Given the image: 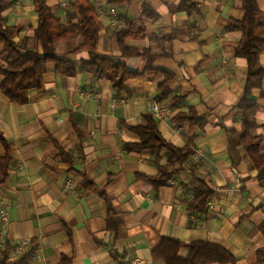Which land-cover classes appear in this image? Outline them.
Wrapping results in <instances>:
<instances>
[{"label": "crops", "instance_id": "0c3cea01", "mask_svg": "<svg viewBox=\"0 0 264 264\" xmlns=\"http://www.w3.org/2000/svg\"><path fill=\"white\" fill-rule=\"evenodd\" d=\"M3 1L7 24L22 26L16 40L33 37L39 18L34 1ZM47 1L64 24L81 18L79 0ZM88 1L100 13L98 52L143 70L148 56L125 57L116 38L121 29L139 32L141 37L126 43L150 49L155 67L176 74L175 94L161 99L158 85L164 75L157 71L131 78L118 89L91 73L60 75L53 62L45 88L32 90L28 102L14 103L0 92V130L13 149L10 178L0 187V206L11 219L7 226L0 222V252L7 250L10 260L24 256L21 264H60L65 256L71 264H119L120 257L128 264H163L152 252L171 237L183 241L182 258L189 256L191 243L205 241L227 247L237 264H264L258 260L264 248V177L240 139L226 130H243L238 104L245 95L248 61L235 55L243 31L228 29L230 19L244 20L243 0H199V11L191 13L181 8L182 0ZM258 3L259 23L264 24V0ZM144 4L158 18L143 16ZM83 41V36L58 41L57 52L63 56ZM260 58L264 67V46ZM182 93L187 99L173 104ZM251 97L259 104L252 132L263 138L264 152V79ZM155 103L171 109L165 120H158L164 138L192 150L178 164L181 172L159 188L138 175H157L169 153L138 150L134 145L141 137L131 129L146 123ZM190 108L207 116L204 127L176 120ZM5 154L0 143V155ZM196 178L215 191L214 205L205 213L188 207L198 188ZM104 192L122 222L117 234L108 227ZM23 242L28 246L20 252Z\"/></svg>", "mask_w": 264, "mask_h": 264}, {"label": "trees", "instance_id": "16d2710c", "mask_svg": "<svg viewBox=\"0 0 264 264\" xmlns=\"http://www.w3.org/2000/svg\"><path fill=\"white\" fill-rule=\"evenodd\" d=\"M38 12V26L33 37L26 36L17 41L22 26L8 25L6 20L7 5L0 0V74L3 76L0 82V92L10 101L24 104L29 100L32 90H42L46 86L45 75L50 63L55 64V70L63 76L75 77L79 73H91L99 79H108L118 89H124L126 82L131 78L143 77L149 70L157 71L164 75L159 83L161 99H168L175 94L172 84L176 80V74L166 68L153 65L155 56L150 49L140 50L126 43L128 38H139L141 34L131 29H121L116 38L119 48L125 57L148 56V63L143 70L131 68L126 62L116 60L113 57L102 55L97 47L100 41L101 26L99 23V10L91 5L88 0H79L81 18L77 23L64 24L57 16L47 0H33ZM113 3L123 5L134 0H110ZM199 0H182L181 8L188 12H198ZM245 18L242 21L230 19L228 29L243 31V37L236 48L235 55L244 57L248 61V73L245 87V95L240 100L238 108L242 111L243 130L238 133L233 129H226L232 139L238 138L245 150L253 160L260 178L264 177V152L261 147L263 138L253 135L256 126L255 113L259 109L258 102L251 97L254 88L263 84L264 67L261 64V51L264 46V24L259 23L261 9L258 0H243ZM143 16L156 19L158 15L148 4H144ZM83 36L84 41L73 51L61 56L57 52L58 41H70ZM75 56L81 58L75 59ZM187 93L176 94L172 103L179 104L186 100ZM178 122L188 121L192 125L204 127L207 124V116L200 115L195 108L176 116ZM146 123L142 126L131 127L140 137L141 142L134 145L138 150L151 149L153 151L166 149L169 153L167 165H160V171L155 176L139 174L138 177L152 183L156 188L170 184V182L182 170L183 162L190 156L192 150L189 147L181 148L167 141L159 129V121L153 113L145 115ZM56 144L57 141H54ZM0 143L5 148L6 154L0 155V187L10 178V168L13 161V149L5 133L0 130ZM61 153L66 154L60 146ZM198 188L195 197L188 203V207L201 213L209 209V200L215 193L205 181L196 178ZM93 187V183L87 185ZM103 196L108 202V227L112 232L119 231L122 222L113 205L112 198L105 192ZM72 238L71 229L66 225ZM264 232V224L261 225ZM183 241L176 238L164 237L162 242L153 250L155 261L163 264H237V257L225 246L196 241L190 244L191 251L187 258L179 255ZM24 256L17 260H10L7 250L0 252V264H21ZM119 264H128L120 257ZM258 260L264 262V248L258 251ZM72 259L65 256L60 264H71Z\"/></svg>", "mask_w": 264, "mask_h": 264}, {"label": "built area", "instance_id": "2783aa9c", "mask_svg": "<svg viewBox=\"0 0 264 264\" xmlns=\"http://www.w3.org/2000/svg\"><path fill=\"white\" fill-rule=\"evenodd\" d=\"M111 12L113 14H118L117 9L115 7L111 8ZM152 113L158 120H165L170 114H171V109L165 106L160 105L159 103H155L152 106ZM214 205V200L211 198L209 200V207H213ZM10 214L8 210L4 206H0V222L7 226L10 223ZM22 248H19L20 252L25 251V247L28 246L27 242L22 243ZM138 261H135V264H137Z\"/></svg>", "mask_w": 264, "mask_h": 264}]
</instances>
